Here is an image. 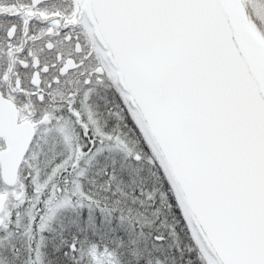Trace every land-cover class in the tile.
I'll list each match as a JSON object with an SVG mask.
<instances>
[{
	"label": "water",
	"instance_id": "obj_1",
	"mask_svg": "<svg viewBox=\"0 0 264 264\" xmlns=\"http://www.w3.org/2000/svg\"><path fill=\"white\" fill-rule=\"evenodd\" d=\"M237 2L242 30L226 0L84 8L217 264H264V46Z\"/></svg>",
	"mask_w": 264,
	"mask_h": 264
},
{
	"label": "flooded vegetation",
	"instance_id": "obj_2",
	"mask_svg": "<svg viewBox=\"0 0 264 264\" xmlns=\"http://www.w3.org/2000/svg\"><path fill=\"white\" fill-rule=\"evenodd\" d=\"M154 165L84 0H0V264H27L43 233L65 264L91 233L88 191Z\"/></svg>",
	"mask_w": 264,
	"mask_h": 264
},
{
	"label": "trees",
	"instance_id": "obj_3",
	"mask_svg": "<svg viewBox=\"0 0 264 264\" xmlns=\"http://www.w3.org/2000/svg\"><path fill=\"white\" fill-rule=\"evenodd\" d=\"M239 1L250 28L264 46V0ZM154 150L151 175L122 173L119 189L105 191L106 197L102 189L88 191L91 233H74V252H66L60 261L65 264H209L201 247L214 260ZM104 213L105 222L101 220ZM119 229L123 233H116ZM62 236L66 238L65 234ZM155 237L162 239L156 241ZM40 245L39 254L35 243L31 247L27 264H55L52 233H43Z\"/></svg>",
	"mask_w": 264,
	"mask_h": 264
},
{
	"label": "bare ground",
	"instance_id": "obj_4",
	"mask_svg": "<svg viewBox=\"0 0 264 264\" xmlns=\"http://www.w3.org/2000/svg\"><path fill=\"white\" fill-rule=\"evenodd\" d=\"M226 2L232 11L234 21H236V24L238 25L239 29L242 30L243 25L241 20L242 18L241 13H240L241 9L238 2L236 0H226ZM252 45L253 46H249L248 48L251 52L252 57L259 66L261 79L264 83V52L260 48V45H258L257 43L256 44L253 43Z\"/></svg>",
	"mask_w": 264,
	"mask_h": 264
},
{
	"label": "rangeland",
	"instance_id": "obj_5",
	"mask_svg": "<svg viewBox=\"0 0 264 264\" xmlns=\"http://www.w3.org/2000/svg\"><path fill=\"white\" fill-rule=\"evenodd\" d=\"M237 1V0H236ZM258 42V41H257ZM262 51L264 52V50L262 49ZM201 251H202V254L204 255V257L206 258V260H207V262L209 263V264H217V262H215L212 258H211V256L206 252V250L203 248V247H201Z\"/></svg>",
	"mask_w": 264,
	"mask_h": 264
}]
</instances>
